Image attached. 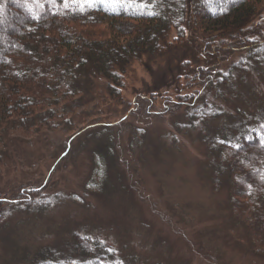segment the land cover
Masks as SVG:
<instances>
[{
  "label": "rangeland",
  "instance_id": "1",
  "mask_svg": "<svg viewBox=\"0 0 264 264\" xmlns=\"http://www.w3.org/2000/svg\"><path fill=\"white\" fill-rule=\"evenodd\" d=\"M221 19L196 28L188 15L178 43L172 29L155 55L133 59L120 101L94 77L58 127L10 133L0 155V264L74 256L76 237L93 239L91 252L104 243L121 264H264L241 243L213 143L264 117V65L248 58L232 71L214 119L191 125L190 104L177 97L184 74L206 66L200 36L236 27ZM247 54L225 55L221 69Z\"/></svg>",
  "mask_w": 264,
  "mask_h": 264
},
{
  "label": "trees",
  "instance_id": "2",
  "mask_svg": "<svg viewBox=\"0 0 264 264\" xmlns=\"http://www.w3.org/2000/svg\"><path fill=\"white\" fill-rule=\"evenodd\" d=\"M188 15L196 28L220 18L219 24L236 25L212 37L200 36L206 66L184 74L187 81L177 97L190 104V124L195 125L221 112L214 99L223 87H231L234 69L245 71L248 58L264 65V27L255 26V21H264V0H96L91 7L72 0L67 7L64 0H0V155L13 132L56 128L68 119L75 108L71 102L86 80L105 79L108 95L120 101L130 62L155 55L172 29L173 42L178 43ZM243 50L248 52L245 59L221 69L225 55ZM262 123L264 117L240 124L234 138L213 143L224 163L228 208L247 236L241 243L264 258V182L259 178L264 148L258 139L264 135ZM236 144L240 147H233ZM215 172L213 179L219 181ZM90 240L76 237L74 256L55 259L48 252L31 264H121L109 260L114 252L104 243L91 252Z\"/></svg>",
  "mask_w": 264,
  "mask_h": 264
},
{
  "label": "snow or ice",
  "instance_id": "3",
  "mask_svg": "<svg viewBox=\"0 0 264 264\" xmlns=\"http://www.w3.org/2000/svg\"><path fill=\"white\" fill-rule=\"evenodd\" d=\"M72 2L73 3H78L79 5H81V6H88V7H91V6H93V4L96 2V0H72ZM100 2L101 3H114V2H116V0H100ZM131 2L132 3H135V0H131ZM68 4H69V0H64V5H65V7H67L68 6ZM260 128L261 129H264V123H262L261 125H260ZM253 131H255V129L253 130ZM259 146L261 147V148H264V135H261V136H259ZM223 142V141H222ZM233 147H235V148H239L240 147V145H238V144H236V145H233ZM260 180L262 181V182H264V171H261L260 172ZM248 187H249V189H251V185H248ZM73 264H75V262H73Z\"/></svg>",
  "mask_w": 264,
  "mask_h": 264
}]
</instances>
